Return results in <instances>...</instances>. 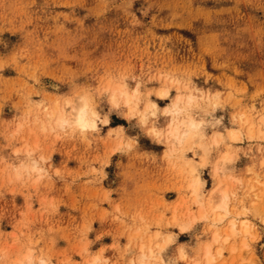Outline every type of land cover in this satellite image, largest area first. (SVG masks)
<instances>
[{
    "label": "rangeland",
    "instance_id": "374dc122",
    "mask_svg": "<svg viewBox=\"0 0 264 264\" xmlns=\"http://www.w3.org/2000/svg\"><path fill=\"white\" fill-rule=\"evenodd\" d=\"M136 84L134 109L112 104ZM187 94L194 103L166 112ZM83 101L113 112L101 132L48 121L74 120ZM186 117L199 134L175 145L168 124ZM218 167L229 216L200 219L196 200H218ZM263 185L264 0H0V264H137L149 249L150 264H193L206 243L222 249L216 264H264ZM230 219L250 233L212 242Z\"/></svg>",
    "mask_w": 264,
    "mask_h": 264
},
{
    "label": "bare ground",
    "instance_id": "6f19581e",
    "mask_svg": "<svg viewBox=\"0 0 264 264\" xmlns=\"http://www.w3.org/2000/svg\"><path fill=\"white\" fill-rule=\"evenodd\" d=\"M54 86H56V85H54ZM53 86V87H54ZM114 86V85H113ZM117 86V85H116ZM55 88V87H54ZM53 88V89H54ZM111 91H112V88H111ZM111 91H109L110 92V94H109V97H110V95H111V93H112V95H111V97L112 98H114V96H121L122 97V95H121V93H122V91L123 92H127L124 88H122V87H117V88H115L112 92ZM167 95H168V92L167 91H161L160 93H159V96L160 97H162V98H165V97H167ZM188 95V94H187ZM213 95H215V94H213ZM218 96V95H217ZM110 97V98H111ZM110 100V99H109ZM117 100V99H116ZM205 100H206V98H205ZM194 101H195V96L194 95H188V96H186V97H182L181 95H177V97H175V100H174V102H173V104H172V107H171V109H169L168 108V110H166V112H169L170 113V115H171V113H173V114H175V115H178L179 113H181V112H183V109L184 108H181L179 105H180V103H185L186 105H187V107L189 106V105H191L192 103H194ZM57 102V101H56ZM70 102V101H69ZM85 101H83L82 103H84ZM88 102V101H87ZM119 102V101H118ZM82 103H80L79 105H75V106H73V107H71V109L72 108H79L80 106H82ZM153 103H155V102H149V103H147V105L145 106V109L146 110H149V109H151L152 111H153V109H156L158 106H157V104H156V107L155 108H153L152 107V104ZM70 105V104H69ZM213 105V104H212ZM91 106V105H90ZM93 106V105H92ZM61 108V107H60ZM67 108V107H66ZM92 108V107H91ZM130 108V107H129ZM69 109V108H68ZM132 109H134V108H132ZM187 109V108H186ZM126 110H128V109H126ZM55 111H57V110H55ZM55 111H51V112H49V113H47V119H48V121H52V120H54L55 121V123H53V125H54V128H55V126L56 125H58V127L60 126V121H62V120H65V119H67L68 120V118H66V114H65V111L64 112H62V114H60V113H55ZM128 112H130V111H128ZM150 112V111H149ZM131 113V112H130ZM78 114V112H74V118H75V116ZM131 115V114H130ZM169 115V116H170ZM174 115V116H175ZM182 115V114H181ZM210 115V114H209ZM237 116V115H236ZM244 117V116H243ZM187 119L185 120V121H182L181 123H177L176 121H170V123L168 124V129H167V131H166V135L170 138V140L172 141V143L173 144H175V145H181V144H183L188 138H190V137H192V136H194V135H198L199 133H198V130L200 129V122H198V121H195V120H193L192 118H190V117H186ZM185 119V118H184ZM140 120V119H139ZM170 120V119H169ZM180 121V120H179ZM176 122V123H175ZM244 122V121H243ZM245 122H247V120L245 121ZM210 123V122H209ZM205 124V123H204ZM211 125H212V123H211ZM57 127V126H56ZM166 127H167V125H166ZM249 127H250V125H249ZM121 128V127H120ZM251 128V127H250ZM247 129H249V128H247ZM219 130V129H218ZM252 130V129H251ZM251 130H248L247 132H249V131H251ZM162 132V131H161ZM200 132H201V130H200ZM155 134H158L159 132H154ZM250 133H252V131L250 132ZM249 133V134H250ZM223 134V133H222ZM228 135H229V137H230V140H233V141H238V140H240V134H239V132L238 131H235V130H229L228 131V133H227ZM161 135V134H160ZM201 135V134H200ZM204 135V134H203ZM252 135H253V133H252ZM164 136V135H163ZM214 136V137H213ZM213 143H215L216 142V144L221 140V136H223V135H221V133H219V132H216L215 134H213ZM251 137V136H250ZM168 138V139H169ZM252 138V137H251ZM166 141V140H165ZM25 143V142H24ZM26 144V143H25ZM167 144V143H166ZM26 145H25V149H24V151L26 152ZM168 150V149H167ZM16 150H14L13 151V154H14V152H15ZM30 153V152H29ZM203 153V152H202ZM228 153V152H227ZM169 155V154H168ZM204 157V156H203ZM226 159V157L224 158L223 157V161H226L225 160ZM221 160V159H220ZM203 162V161H202ZM31 164H32V166L33 167H29L30 169L29 170H31V168L32 169H34L35 167H34V162L33 163H30V166H31ZM203 164V163H202ZM205 164V163H204ZM21 166H23L22 164H21ZM21 166H19L20 168H19V170L21 169H23V170H26V169H24V167H21ZM36 167H38V166H36ZM16 170V172L15 173H18L17 172V168L15 169ZM39 171H41V170H39ZM226 171V170H225ZM14 172V171H13ZM36 172V171H35ZM38 172V171H37ZM25 173H26V171H25ZM213 173V172H212ZM226 174H228V173H225L224 172V170H223V168H221V167H218L217 168V175H218V177H219V179L217 180V182H216V189H215V194H218V195H215V196H217V201H214V199H209L208 201H204V200H201V199H197L196 200V204H197V207H198V217L200 218V219H207V217L209 216V214L213 211L214 212V210H221V211H223V215H218V213H217V216H219V219L220 220H222L224 217H226V216H229V207H228V205H229V201H230V192H229V188H228V185H227V182H228V175H226ZM18 176L20 175V173H18L17 174ZM194 175V174H193ZM13 176V175H12ZM192 176V175H191ZM214 176V175H213ZM14 177V176H13ZM195 177V176H194ZM39 180V179H38ZM235 180V179H234ZM35 181H37V179L35 180ZM230 181V180H229ZM230 184V183H229ZM261 184V183H260ZM201 185H202V183L200 182V180H198V178H196L195 180H194V178L192 179V182H191V184H190V189H192L191 191H193L192 193H194L195 195H196V193L198 192V190L200 189V187H201ZM259 186V185H258ZM264 186V185H263ZM231 187V186H230ZM212 193V192H211ZM236 195V194H235ZM212 196H214L213 195V193H212ZM209 197V196H208ZM194 199V198H193ZM206 200V199H205ZM255 204V203H254ZM234 209V208H233ZM241 209V208H240ZM174 210V209H173ZM242 210H243V208H242ZM241 210V211H242ZM211 211V212H210ZM174 212V211H173ZM219 212V211H218ZM245 212V211H244ZM247 212V211H246ZM241 213V212H240ZM238 214V213H237ZM246 214V213H245ZM174 215V214H173ZM189 215H191V214H189ZM191 216H193V215H191ZM213 216V215H212ZM211 216V217H212ZM215 216V215H214ZM230 216H232V215H230ZM187 218V217H186ZM185 218V219H186ZM234 218V217H233ZM217 219V218H216ZM215 219V220H216ZM175 222L174 223H176V220L175 219H173ZM192 220H194V219H192ZM218 220V219H217ZM237 220V219H236ZM188 221V220H187ZM196 221H198L197 219H196ZM210 221V220H209ZM185 222V221H184ZM188 222H190V221H188ZM206 222V221H205ZM218 222V221H217ZM206 223H208V222H206ZM157 224V223H156ZM179 224V223H178ZM183 224V223H182ZM213 224V223H212ZM218 223H216V227L218 226L217 225ZM220 224V223H219ZM229 224V226H228V229L226 230V228H225V230L224 229H222V231H221V229H220V231H218V230H214V231H212V234H211V240H212V242H214V243H218V242H220V241H222L223 243H226V241H227V239H228V237L231 235V237H232V235H235L237 232L238 233H241L242 235L241 236H243L244 235V239H245V236L248 234V233H250L249 231H250V229H251V227L249 226V224L245 221V220H242L241 222H239V225L235 222V219H230L229 220V222L227 223V225ZM180 225V224H179ZM187 225H189V223L187 224ZM226 225V226H227ZM179 227V226H178ZM184 227V224H183V226H181L180 227V229H182V230H186V228H187V226H186V228H183ZM211 227H212V225H211ZM214 227V226H213ZM213 227H212V229H213ZM207 228V227H206ZM216 229V228H215ZM224 230V231H223ZM178 231H181V230H178ZM206 233V232H205ZM223 234H225V236L223 237ZM229 234V236H227ZM249 236V235H248ZM251 236H252V234H251ZM234 238V237H233ZM166 240V239H165ZM210 240V241H211ZM243 241V237H242V240H241V242ZM245 241V240H244ZM244 241H243V243H244ZM221 243V242H220ZM246 243V242H245ZM156 246V245H155ZM216 246V245H215ZM222 246V245H221ZM221 246H220V248H221ZM235 246V245H234ZM199 247H201V245L199 246ZM218 247V246H217ZM142 248V247H141ZM181 248V247H180ZM197 249V248H196ZM214 249H216V248H214ZM198 250H199V248H198ZM221 250L222 249H218V251H216V253L215 254H213L212 252H211V244L210 243H206L205 244V246L202 248V253H201V257L199 258V256H197L196 258H195V256H194V262H193V264H216V262H218V260H219V257H221V255H222V252H221ZM188 251V250H187ZM232 251H235V248L232 246ZM30 252V251H29ZM149 254L147 255V254H145V253H142L141 255H139V257H138V259H137V261L135 262V263H137V264H150V263H148L147 261L149 260V258L152 256V253H151V251H150V249H149ZM180 251L178 250V253H179ZM189 252H190V250H189ZM154 254V253H153ZM25 255H27V254H25ZM25 255H24V258H25ZM197 255V254H196ZM164 256V255H163ZM27 257V256H26ZM192 257V256H191ZM28 258V257H27ZM180 258L182 259V260H184L185 258L186 259H188L187 257H186V254L183 252V251H181L180 252ZM22 259V258H21ZM94 260H96V258H93ZM92 259V260H93ZM176 259V258H175ZM192 260V261H193ZM28 261H29V258H28ZM48 262V261H47ZM47 262L45 261V260H41V262L39 261V263L40 264H47ZM94 262V261H93ZM131 262V261H130ZM19 263H21L20 261H19ZM13 264V263H12ZM50 264V263H49ZM164 264V263H163Z\"/></svg>",
    "mask_w": 264,
    "mask_h": 264
},
{
    "label": "clouds",
    "instance_id": "9594fccd",
    "mask_svg": "<svg viewBox=\"0 0 264 264\" xmlns=\"http://www.w3.org/2000/svg\"><path fill=\"white\" fill-rule=\"evenodd\" d=\"M139 89L140 85L136 84L130 92H123L121 103L127 107L134 108L137 103H141L139 100ZM112 104L116 107L119 105L116 103V99L113 98ZM71 106V105H70ZM152 107L155 108L156 104L153 103ZM73 112H78L74 120L69 121L67 119L60 121V126L64 130H72L74 133H79L82 135H87L88 133H99L102 131L103 127L108 126L111 123L112 111L101 112L98 109H92L88 103H82V106L77 108H72ZM141 121H146V109L139 113ZM152 115H156L155 112ZM37 169H33L36 171ZM164 264H176V261L167 259Z\"/></svg>",
    "mask_w": 264,
    "mask_h": 264
}]
</instances>
